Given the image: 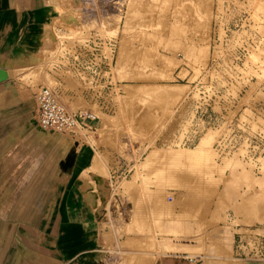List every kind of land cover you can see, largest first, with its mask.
Masks as SVG:
<instances>
[{
    "label": "rangeland",
    "instance_id": "374dc122",
    "mask_svg": "<svg viewBox=\"0 0 264 264\" xmlns=\"http://www.w3.org/2000/svg\"><path fill=\"white\" fill-rule=\"evenodd\" d=\"M3 37L18 45L0 50L2 64L33 90L60 84L68 70L63 53H75L77 45L93 41L113 58L116 86L100 98L114 106L93 108L98 119L76 133L36 131L69 154L94 145L93 164L112 183L108 211L120 199L132 201L134 214L148 207L150 258L180 241L190 244L180 251L200 256L191 264L249 259L234 256L225 225L239 218L250 183H264V169L256 173L240 156L264 163V0H0ZM67 85L77 96L59 91L60 101L73 110L87 107L85 82L78 77ZM208 133V153L188 157ZM221 138L231 149L226 155L217 151ZM50 143L38 144L42 155ZM64 154L54 163L72 167L75 158L69 164ZM259 223L254 227L264 235V219Z\"/></svg>",
    "mask_w": 264,
    "mask_h": 264
},
{
    "label": "crops",
    "instance_id": "0c3cea01",
    "mask_svg": "<svg viewBox=\"0 0 264 264\" xmlns=\"http://www.w3.org/2000/svg\"><path fill=\"white\" fill-rule=\"evenodd\" d=\"M33 18L37 19V16ZM3 39H0L3 52L18 45L11 39ZM0 68L8 72V79L0 82V264H191L193 260H200V256L180 251L181 246L190 245L180 241L173 242L174 251L154 253L152 255H159L158 258H150L147 206L134 214L132 201L122 203L120 199L117 208L109 202V209L115 215L110 214L108 205L99 213L87 198L97 192L90 174L103 177L107 186L109 178L103 175L101 166L93 164L94 145L87 143L77 147L72 167L62 164L61 159L55 164L58 152L64 154L66 151L62 147L55 148L52 137L45 138L36 131L39 127L35 109L37 89L33 90L30 84L17 83L2 62ZM76 79L78 76L64 70L59 77L60 84L55 88L58 92L77 96L75 89L67 85ZM85 90L87 107L73 110L69 104H63L73 112L87 110L93 113V108L114 106L110 98L105 102L100 96L95 98L97 92L88 89V85ZM103 91L101 93H108ZM43 141L51 142L44 155V147H38ZM68 155L67 152L64 154L65 157ZM116 168L118 166L111 167L110 171ZM38 172L43 175L38 176ZM89 186L93 187L92 191ZM144 200V204H149L147 197ZM100 203L98 198L97 205ZM36 204L40 205L38 210L34 208ZM123 208L124 212L121 211ZM239 210V218L228 217L225 225L227 230H232L234 239L236 233L260 224L259 221L264 219V183H250ZM236 220L240 223H235ZM128 228L132 231L127 232ZM234 250L232 244L233 254ZM224 252L222 260L228 261L230 249ZM242 264L264 262L246 259Z\"/></svg>",
    "mask_w": 264,
    "mask_h": 264
},
{
    "label": "built area",
    "instance_id": "2783aa9c",
    "mask_svg": "<svg viewBox=\"0 0 264 264\" xmlns=\"http://www.w3.org/2000/svg\"><path fill=\"white\" fill-rule=\"evenodd\" d=\"M77 51L71 54L64 51L63 59L68 61V72L74 73L82 78L88 85V89L96 91L99 98L100 93L107 90L109 94L113 93L115 82V70L109 55L102 56L96 48V43L88 41L84 46L77 45ZM107 98H100L105 102ZM35 101L37 105V121L43 130H53L60 133H76L78 130L90 127L98 119V115L87 111H70L59 99L58 91L55 87L41 86L35 92ZM107 104V103H104ZM108 105V104H107ZM226 138V136H225ZM225 140L220 139L217 143V151L225 155L231 149L225 145ZM216 146V147H217ZM247 161L256 173L264 169V163H256L246 154H240ZM120 177L126 178L127 172L124 171ZM120 205V203H118ZM116 204L114 207L117 208ZM124 212V208L121 209ZM235 257L255 258L264 260V235L259 232L258 227L249 226L241 232L236 233L235 237Z\"/></svg>",
    "mask_w": 264,
    "mask_h": 264
},
{
    "label": "water",
    "instance_id": "95a60500",
    "mask_svg": "<svg viewBox=\"0 0 264 264\" xmlns=\"http://www.w3.org/2000/svg\"><path fill=\"white\" fill-rule=\"evenodd\" d=\"M7 79H8V72L4 68H0V82H3ZM74 154H75V150H72L69 156L67 157V161L69 162V164L74 160L75 158ZM90 177L96 183L97 192L87 195V198L91 201L93 206L98 209L100 213L104 209L108 201L110 187L106 185V182L103 179V177H100L94 173H91ZM103 183L105 184V187L103 186L104 185ZM88 189L92 191L93 187L89 186ZM98 198H100V202H101L100 205H97Z\"/></svg>",
    "mask_w": 264,
    "mask_h": 264
},
{
    "label": "bare ground",
    "instance_id": "6f19581e",
    "mask_svg": "<svg viewBox=\"0 0 264 264\" xmlns=\"http://www.w3.org/2000/svg\"><path fill=\"white\" fill-rule=\"evenodd\" d=\"M48 86V85H47ZM212 139V135L210 133L206 134L204 137H202V140L200 143L196 145L195 148L188 150V157L195 158V159H203V155L208 153V145ZM186 153V154H187ZM176 156H183V152H178ZM109 187L112 188V183L109 182ZM238 259V258H237Z\"/></svg>",
    "mask_w": 264,
    "mask_h": 264
}]
</instances>
